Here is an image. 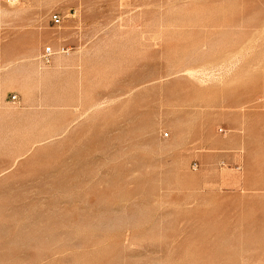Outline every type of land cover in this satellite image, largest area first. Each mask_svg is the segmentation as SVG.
<instances>
[{
  "label": "rangeland",
  "instance_id": "374dc122",
  "mask_svg": "<svg viewBox=\"0 0 264 264\" xmlns=\"http://www.w3.org/2000/svg\"><path fill=\"white\" fill-rule=\"evenodd\" d=\"M0 264H264V0H0Z\"/></svg>",
  "mask_w": 264,
  "mask_h": 264
},
{
  "label": "bare ground",
  "instance_id": "6f19581e",
  "mask_svg": "<svg viewBox=\"0 0 264 264\" xmlns=\"http://www.w3.org/2000/svg\"><path fill=\"white\" fill-rule=\"evenodd\" d=\"M61 29V28H60ZM70 51V50H69ZM64 52V55L67 53V51H63ZM69 54V53H68ZM61 56L63 55V54H60ZM71 55V54H70ZM66 56H68L67 54H66ZM74 56V55H73ZM58 61H62L63 62V64H65V66L66 65H70V66H72V67H76V66H78V65H80L81 63V57L79 58V57H77V58H71V59H68V58H61L60 57V59L58 58ZM67 61V62H66ZM70 62V63H69ZM34 64V63H33ZM31 65L29 68H28V70L26 71V73H24V75L25 76H27L26 77V80H27V78L29 77V75L30 76H37V77H39L40 78V76H42V74L44 73V74H53V75H56V73H55V71H53V70H50V71H45V72H42V71H40L35 65ZM53 64V63H52ZM61 66V68H62V65H60ZM59 66V67H60ZM51 67V66H50ZM56 67V66H55ZM60 72V71H59ZM19 77H21V78H23V75H19Z\"/></svg>",
  "mask_w": 264,
  "mask_h": 264
},
{
  "label": "built area",
  "instance_id": "2783aa9c",
  "mask_svg": "<svg viewBox=\"0 0 264 264\" xmlns=\"http://www.w3.org/2000/svg\"><path fill=\"white\" fill-rule=\"evenodd\" d=\"M52 19H53V21L55 22V24H60V23H61V20H62V18H61V16H60L59 14H54V15L52 16ZM53 54H54V52H53L52 48H51V47H47V48L44 50L43 54H42V59H43V61H44L46 64H49L50 61H51V57L53 56ZM12 100L16 101V100H17V96H16V95H13V96H12ZM166 136H167V135H166ZM196 166H197V165L195 164V167H196Z\"/></svg>",
  "mask_w": 264,
  "mask_h": 264
},
{
  "label": "crops",
  "instance_id": "0c3cea01",
  "mask_svg": "<svg viewBox=\"0 0 264 264\" xmlns=\"http://www.w3.org/2000/svg\"><path fill=\"white\" fill-rule=\"evenodd\" d=\"M51 59H52V57H51Z\"/></svg>",
  "mask_w": 264,
  "mask_h": 264
}]
</instances>
